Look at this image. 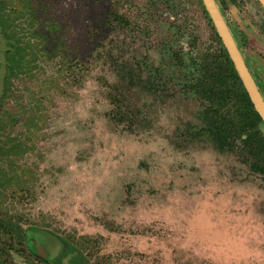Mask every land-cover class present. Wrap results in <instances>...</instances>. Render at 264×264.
Masks as SVG:
<instances>
[{"label": "rangeland", "instance_id": "rangeland-1", "mask_svg": "<svg viewBox=\"0 0 264 264\" xmlns=\"http://www.w3.org/2000/svg\"><path fill=\"white\" fill-rule=\"evenodd\" d=\"M257 113L202 0H0V264H264Z\"/></svg>", "mask_w": 264, "mask_h": 264}, {"label": "water", "instance_id": "water-1", "mask_svg": "<svg viewBox=\"0 0 264 264\" xmlns=\"http://www.w3.org/2000/svg\"><path fill=\"white\" fill-rule=\"evenodd\" d=\"M264 6V0H259ZM205 8L215 26V29L220 36L221 41L242 81L244 87L250 97L255 110L264 120V98L249 71V68L244 60V57L238 48V45L230 32V29L222 15L215 0H202Z\"/></svg>", "mask_w": 264, "mask_h": 264}, {"label": "flooded vegetation", "instance_id": "flooded-vegetation-1", "mask_svg": "<svg viewBox=\"0 0 264 264\" xmlns=\"http://www.w3.org/2000/svg\"><path fill=\"white\" fill-rule=\"evenodd\" d=\"M217 3V2H216ZM218 5V7H219V9H220V11H221V13H222V15L224 14V12H223V9H222V7L220 6V4H217ZM224 16V15H223ZM225 18V17H224ZM226 21V23H227V25H228V27H229V29H230V32L232 33V35H233V37H234V39H235V41H236V43H237V45H238V48L240 49V42H239V40H238V38L236 37V35L234 34V32H233V30H232V27L230 26V24H229V22L227 21V20H225ZM241 53H242V55H243V57H244V60H245V62H246V64H247V66H248V68H249V71H250V73L252 74V71H251V67H250V65H249V63H248V56L247 55H245L242 51H241ZM253 76V75H252ZM254 78V80H255V82H256V79H255V77H253ZM257 84V83H256ZM258 86V85H257ZM259 88V87H258ZM259 90H260V88H259ZM260 92H261V90H260ZM262 94V93H261ZM263 96V95H262ZM264 98V97H263Z\"/></svg>", "mask_w": 264, "mask_h": 264}, {"label": "trees", "instance_id": "trees-1", "mask_svg": "<svg viewBox=\"0 0 264 264\" xmlns=\"http://www.w3.org/2000/svg\"><path fill=\"white\" fill-rule=\"evenodd\" d=\"M256 117H257V119H259V120H260V118H261L260 115H259L258 113H257Z\"/></svg>", "mask_w": 264, "mask_h": 264}]
</instances>
